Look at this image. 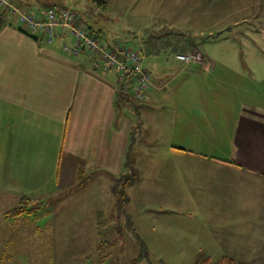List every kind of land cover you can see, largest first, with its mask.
Returning a JSON list of instances; mask_svg holds the SVG:
<instances>
[{
	"label": "crops",
	"instance_id": "1",
	"mask_svg": "<svg viewBox=\"0 0 264 264\" xmlns=\"http://www.w3.org/2000/svg\"><path fill=\"white\" fill-rule=\"evenodd\" d=\"M189 1L200 2L176 3ZM46 8L37 6L33 13ZM21 28L29 31L8 10H0L1 228L30 215H6L23 196L33 198V204L43 196L64 197L80 174L85 184L68 195L76 194L81 202L97 183L105 194L95 191L93 210H106L97 202L103 196L112 200L109 214L110 183L133 165L132 142L134 152L136 143L139 150L148 143L161 151L151 158L139 155L140 168L133 165L137 179L126 192L140 189L145 206L158 203V215L152 217L160 242L174 246L173 251L189 244L194 254L209 259L264 262V60L222 67L210 60L184 62L170 79L160 70L147 72L150 87L134 104L126 92L131 83H119L114 70H94L88 55L62 50V41L73 44L70 35L60 33L48 44ZM170 82L172 91L165 93L171 107H158L167 99L159 92ZM124 104L138 121L128 118ZM196 214L201 222L182 224ZM97 216L94 228L101 223ZM142 225L141 235L151 244ZM0 238L6 239L4 230Z\"/></svg>",
	"mask_w": 264,
	"mask_h": 264
},
{
	"label": "rangeland",
	"instance_id": "2",
	"mask_svg": "<svg viewBox=\"0 0 264 264\" xmlns=\"http://www.w3.org/2000/svg\"><path fill=\"white\" fill-rule=\"evenodd\" d=\"M13 1L31 12L37 6L72 9L78 21L86 27L90 26L91 33L100 41L112 44L122 42L141 48L143 69L153 75L160 70L164 79H170L173 70L184 63L176 58L180 53L199 54L200 61H216L218 67L242 61L254 65L259 59L264 60V0L257 5L243 4L247 0H199V3L189 1L187 4H177V0H104L105 5L97 0ZM220 72L224 70L220 69ZM180 78L175 81L178 82ZM172 84L170 82L165 91L159 92L160 96L167 99L160 101L158 107H171L172 102L168 100L167 94L172 91ZM126 92L134 104L142 102L133 98L130 86L126 87ZM124 106L128 118L138 121L134 109L127 104ZM133 143L129 153L136 169L140 168L137 161L142 152H145V158H151L161 151L148 143L139 150V143H136L138 152H134ZM124 179L122 176L120 180H112L111 191ZM83 180L86 179L83 177ZM96 185L92 184L81 202V197L76 194L68 195L74 190L66 191L64 197L55 198L54 195L35 198L38 199V203L34 202L36 208L30 215H25L27 218L23 222L0 227L6 236V239L0 238V264H131L139 252V242L129 229L124 213L117 212L118 198L114 194L109 214L106 210L112 200L106 201L103 196L97 202L104 205L106 210L100 214L94 212L92 204L96 203V197L93 195L99 191ZM98 193L105 194V191L102 189ZM128 193L131 205L128 204L126 210L131 214L135 231L141 235L144 224L145 236L151 241L148 244L142 237L148 252L146 256L143 254L138 264H195L204 259L209 261L208 264L218 262L219 257L209 259L201 252L194 254L195 250L191 251L189 244L177 245L175 252L172 250L174 246L160 242L155 231L158 222L153 220L160 206L157 202H152L151 207L145 206V195H141L140 189L134 191L129 187ZM12 205L10 203L6 207ZM147 208L152 211H146ZM97 215L101 223L94 228L93 219ZM173 216L176 214L166 215L164 219ZM185 218L182 222L185 226L189 222L197 224L202 221V216L198 214ZM178 249H184V252L177 254ZM220 264L228 262L222 261Z\"/></svg>",
	"mask_w": 264,
	"mask_h": 264
},
{
	"label": "built area",
	"instance_id": "3",
	"mask_svg": "<svg viewBox=\"0 0 264 264\" xmlns=\"http://www.w3.org/2000/svg\"><path fill=\"white\" fill-rule=\"evenodd\" d=\"M3 9L8 10L31 33L40 34L48 44L53 43L60 33L63 36L70 35L74 42L69 45L62 41L61 48L64 52L88 55L94 70H115L119 83H131V93L136 101L145 99L150 87V76L143 69L140 49L122 42L112 44L100 41L88 27L78 22L70 8L48 7L35 14L14 4L12 0H0V10ZM176 57L183 62H198L200 56L195 53H180Z\"/></svg>",
	"mask_w": 264,
	"mask_h": 264
},
{
	"label": "trees",
	"instance_id": "4",
	"mask_svg": "<svg viewBox=\"0 0 264 264\" xmlns=\"http://www.w3.org/2000/svg\"><path fill=\"white\" fill-rule=\"evenodd\" d=\"M100 4L105 5V1L104 0H97ZM21 30H23L24 32L35 36V34H32L31 32L21 28ZM141 49V48H140ZM142 51V49H141ZM127 167H129V172L125 175H122L125 179L122 182H118V184L116 185V187H113V194L116 197V210L117 212H123L126 218V223L129 226V229H131L134 238L136 239V241L139 242V252L137 254L136 257H134L132 259L131 264H138V260L142 258L143 254H145V256L147 255V246L146 243H144V241L142 240V236L138 233H136L132 219H131V214L127 212L126 210V206L128 204V202L130 201V197L126 192V187L130 184H133L136 181V177H137V172L135 171L134 167L131 164H127ZM122 176H120L118 179L120 180V178H122ZM83 184H85V180H83L82 174H80L79 179L77 181V185L76 187L70 188L69 190H74L77 191L78 189H80ZM35 204H33V198H31L30 196H23L20 199V202L17 206L11 208L10 210H8L6 212L7 217H18L19 215L22 214H29L30 212H33L35 210L34 206ZM118 215V214H117ZM222 261H227L228 264H241L240 262H236L228 257H223L220 260H218V262L213 263V264H220ZM209 261L207 259H204L203 261H199L196 262L195 264H208Z\"/></svg>",
	"mask_w": 264,
	"mask_h": 264
}]
</instances>
